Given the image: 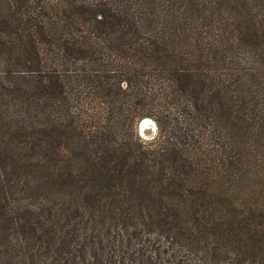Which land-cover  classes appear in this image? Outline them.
<instances>
[{"label":"trees","instance_id":"trees-1","mask_svg":"<svg viewBox=\"0 0 264 264\" xmlns=\"http://www.w3.org/2000/svg\"><path fill=\"white\" fill-rule=\"evenodd\" d=\"M0 264H264V0H0Z\"/></svg>","mask_w":264,"mask_h":264},{"label":"bare ground","instance_id":"bare-ground-1","mask_svg":"<svg viewBox=\"0 0 264 264\" xmlns=\"http://www.w3.org/2000/svg\"><path fill=\"white\" fill-rule=\"evenodd\" d=\"M141 123L143 135H146L150 130L155 128V123L150 118H144Z\"/></svg>","mask_w":264,"mask_h":264},{"label":"rangeland","instance_id":"rangeland-1","mask_svg":"<svg viewBox=\"0 0 264 264\" xmlns=\"http://www.w3.org/2000/svg\"><path fill=\"white\" fill-rule=\"evenodd\" d=\"M151 119V118H150ZM153 120V119H152ZM154 122V121H153ZM156 131H157V126L154 128V129H152V130H150L146 135H141L143 138H145V139H152L154 136H155V134H156ZM140 134V133H139ZM150 135V136H149Z\"/></svg>","mask_w":264,"mask_h":264},{"label":"water","instance_id":"water-1","mask_svg":"<svg viewBox=\"0 0 264 264\" xmlns=\"http://www.w3.org/2000/svg\"><path fill=\"white\" fill-rule=\"evenodd\" d=\"M144 118H147V117H143L142 119H140V121L138 122V124H137V129H138V132L140 133V135H143L142 134V120L144 119ZM155 123V122H154ZM155 127H156V124H155Z\"/></svg>","mask_w":264,"mask_h":264}]
</instances>
